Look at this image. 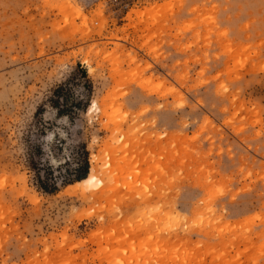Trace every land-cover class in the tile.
Here are the masks:
<instances>
[{
  "label": "rangeland",
  "instance_id": "374dc122",
  "mask_svg": "<svg viewBox=\"0 0 264 264\" xmlns=\"http://www.w3.org/2000/svg\"><path fill=\"white\" fill-rule=\"evenodd\" d=\"M0 264H264V0H0Z\"/></svg>",
  "mask_w": 264,
  "mask_h": 264
},
{
  "label": "trees",
  "instance_id": "16d2710c",
  "mask_svg": "<svg viewBox=\"0 0 264 264\" xmlns=\"http://www.w3.org/2000/svg\"><path fill=\"white\" fill-rule=\"evenodd\" d=\"M84 75L85 73L82 72ZM66 104V103H65ZM79 106V104H76ZM54 108L56 111V116L60 117H67L69 116V113L65 111L59 103L54 104ZM79 161L77 162V167L74 169L72 172L73 173H68V177H66L62 183L66 185H71L75 182L81 181L85 179L88 175V169H89V164H88V154L85 151V149L79 154ZM32 170L35 173L37 184H38V189L44 193H55L57 191V183L56 179L53 176V171L51 168L48 166L46 168L40 169L39 167L32 166ZM43 175H42V172Z\"/></svg>",
  "mask_w": 264,
  "mask_h": 264
},
{
  "label": "bare ground",
  "instance_id": "6f19581e",
  "mask_svg": "<svg viewBox=\"0 0 264 264\" xmlns=\"http://www.w3.org/2000/svg\"><path fill=\"white\" fill-rule=\"evenodd\" d=\"M96 168H91L87 177L81 181L76 182L74 185L70 186L71 188L75 189L77 187H82L85 185L90 186H100L103 185L104 181L99 178ZM70 189V188H69Z\"/></svg>",
  "mask_w": 264,
  "mask_h": 264
}]
</instances>
